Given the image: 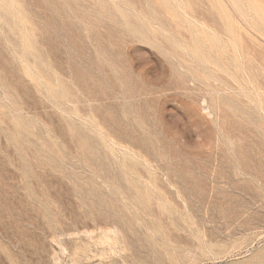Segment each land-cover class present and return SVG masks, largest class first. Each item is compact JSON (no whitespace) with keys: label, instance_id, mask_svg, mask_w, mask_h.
<instances>
[{"label":"rangeland","instance_id":"obj_1","mask_svg":"<svg viewBox=\"0 0 264 264\" xmlns=\"http://www.w3.org/2000/svg\"><path fill=\"white\" fill-rule=\"evenodd\" d=\"M0 264H264V0H0Z\"/></svg>","mask_w":264,"mask_h":264},{"label":"bare ground","instance_id":"obj_2","mask_svg":"<svg viewBox=\"0 0 264 264\" xmlns=\"http://www.w3.org/2000/svg\"><path fill=\"white\" fill-rule=\"evenodd\" d=\"M100 230V229H99ZM102 231V230H101ZM104 232V231H103ZM109 233V232H108ZM92 234V233H91ZM107 234V233H106ZM114 234V233H113Z\"/></svg>","mask_w":264,"mask_h":264}]
</instances>
